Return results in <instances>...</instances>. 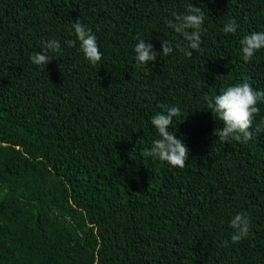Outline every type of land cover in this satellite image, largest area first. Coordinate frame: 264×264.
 Segmentation results:
<instances>
[{"label": "trees", "instance_id": "obj_1", "mask_svg": "<svg viewBox=\"0 0 264 264\" xmlns=\"http://www.w3.org/2000/svg\"><path fill=\"white\" fill-rule=\"evenodd\" d=\"M190 3L205 12L191 57L169 23ZM77 21L97 38L95 66ZM259 31L264 0H0V264H264V102L250 141L222 143L204 99L245 81L264 91V49L245 62L240 44ZM49 40L61 52L34 65ZM140 40L158 53L145 66ZM161 105L180 108L183 169L140 155ZM238 213L250 231L233 243Z\"/></svg>", "mask_w": 264, "mask_h": 264}, {"label": "clouds", "instance_id": "obj_2", "mask_svg": "<svg viewBox=\"0 0 264 264\" xmlns=\"http://www.w3.org/2000/svg\"><path fill=\"white\" fill-rule=\"evenodd\" d=\"M175 22H169L174 31L182 35L188 42L187 48L180 47V51L185 52L191 57L193 51L201 52L202 32L205 21V12L203 9L190 3L186 6L185 14L173 13ZM237 22L232 20L226 24L223 31L228 34H235L237 31ZM80 50L85 59L95 66L101 61L103 53L97 44V38L90 29L77 21L72 25ZM191 30V31H190ZM68 47H75L76 40L66 41ZM242 59L245 62H251L256 52L264 49V31L253 32L243 37L240 41ZM179 47V45H177ZM42 52L37 51L30 57L31 62L37 66H46L54 58L53 54L61 52V44L58 40H49L42 47ZM135 58L138 66H145L149 62L157 59V52L153 45L144 40H140L135 48ZM173 52V46L167 40H163L162 54L167 56ZM215 97L205 96L207 110H210L213 116L222 121V128L218 134L219 141L222 143L229 140L247 143L253 137V122L260 113L259 103L264 102V91H258L248 82L236 83L228 86ZM162 111L151 118V124L155 128L158 138L153 140L150 148H144L140 155L142 157H151L153 160L167 163L173 168H185L189 160L190 149L183 138H178L177 134L170 130L174 123V118L181 116L178 106L161 105ZM264 124V121H261ZM256 132L262 131L260 125H256ZM230 227L234 230L231 234L233 243L240 242L248 236L250 231V221L246 214L238 213L230 221ZM227 244V241H225Z\"/></svg>", "mask_w": 264, "mask_h": 264}]
</instances>
